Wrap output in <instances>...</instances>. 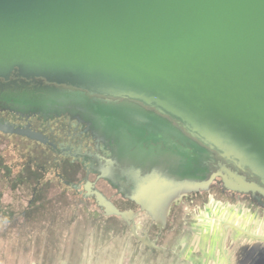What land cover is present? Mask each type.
<instances>
[{
	"label": "water",
	"instance_id": "1",
	"mask_svg": "<svg viewBox=\"0 0 264 264\" xmlns=\"http://www.w3.org/2000/svg\"><path fill=\"white\" fill-rule=\"evenodd\" d=\"M0 106L159 126L264 198V0H0Z\"/></svg>",
	"mask_w": 264,
	"mask_h": 264
},
{
	"label": "flooded vegetation",
	"instance_id": "2",
	"mask_svg": "<svg viewBox=\"0 0 264 264\" xmlns=\"http://www.w3.org/2000/svg\"><path fill=\"white\" fill-rule=\"evenodd\" d=\"M190 155L169 131L109 111L0 106V264H229L225 229L248 233L216 216L264 222V198L207 181Z\"/></svg>",
	"mask_w": 264,
	"mask_h": 264
},
{
	"label": "crops",
	"instance_id": "3",
	"mask_svg": "<svg viewBox=\"0 0 264 264\" xmlns=\"http://www.w3.org/2000/svg\"><path fill=\"white\" fill-rule=\"evenodd\" d=\"M229 219H222L219 223L225 221L241 226L248 234H242L233 228L225 229V250L230 257L229 264H264V222L256 219H244L236 213H224ZM223 215V214H222ZM231 218V219H230ZM217 248L222 239V232L217 231ZM241 242V243H240ZM241 245H244L241 248ZM243 253L247 260L244 263L238 261V255ZM210 264H224L221 259H217Z\"/></svg>",
	"mask_w": 264,
	"mask_h": 264
},
{
	"label": "rangeland",
	"instance_id": "4",
	"mask_svg": "<svg viewBox=\"0 0 264 264\" xmlns=\"http://www.w3.org/2000/svg\"><path fill=\"white\" fill-rule=\"evenodd\" d=\"M222 219H229V217H228V215H226V214H225V215H224V214H223V215H221V214H220V215H217V216H216V222H217L218 226H219V222H220ZM230 219H231V218H230Z\"/></svg>",
	"mask_w": 264,
	"mask_h": 264
}]
</instances>
